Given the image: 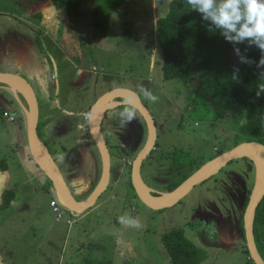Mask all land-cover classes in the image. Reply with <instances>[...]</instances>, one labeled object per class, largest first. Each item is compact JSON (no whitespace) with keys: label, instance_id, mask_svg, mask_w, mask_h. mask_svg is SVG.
<instances>
[{"label":"rangeland","instance_id":"1","mask_svg":"<svg viewBox=\"0 0 264 264\" xmlns=\"http://www.w3.org/2000/svg\"><path fill=\"white\" fill-rule=\"evenodd\" d=\"M104 1L83 0L78 14L70 16L52 0H0V72H19L31 82L42 119L57 111L49 118L51 130L40 122L39 136L77 197L84 187L88 191L98 183L103 163L91 134L75 124H85L87 107L105 91L124 87L137 92L158 131L157 146L145 159L141 176L161 194L172 175L167 155L171 148L189 151L197 160L196 170L218 150L227 151L246 138L214 122L205 105L194 109L195 76L188 84L164 78L156 20L167 13L170 0H126L103 27L104 11L94 10ZM126 20L136 23L130 42L122 35ZM231 57L239 64L233 51ZM142 88L158 100L145 98ZM114 101L102 121L111 153L110 185L93 206L69 211L54 188L45 189L46 175L31 157L27 123L20 118L25 112L21 101L0 83V107L20 116L8 122L0 115V160L6 163L5 168L0 165V264H92L102 259L170 264L162 236L176 227H183L206 250L201 264H253L244 249L239 216L247 190L257 188L254 162L233 159L176 203L153 209L129 182L130 164L148 139L147 124L130 104L135 118L122 124L119 113L125 105ZM233 111L238 112V127L246 119L244 105L235 104ZM64 124L69 125L67 132L61 130ZM8 191L14 194L4 202ZM52 199L58 200L63 218L54 212ZM120 216L138 221L140 227H125ZM68 218L75 219L71 230Z\"/></svg>","mask_w":264,"mask_h":264},{"label":"trees","instance_id":"2","mask_svg":"<svg viewBox=\"0 0 264 264\" xmlns=\"http://www.w3.org/2000/svg\"><path fill=\"white\" fill-rule=\"evenodd\" d=\"M27 1L36 2L41 0ZM52 1L57 8H65L70 16H76L83 4V0ZM125 1L105 0L99 6H96L94 12L104 11L103 16L106 19L102 26L107 25L108 19ZM121 27L123 37L129 42L132 41L136 31L135 21H123ZM208 27V22L203 21L201 15L197 11L192 10L186 0H170L167 13L159 16L156 20V46L162 54L163 76L166 79L179 78L186 84L189 83L192 76H195L197 81L192 102L194 109L205 105L207 111L213 116L212 120L214 122L218 121L219 124L231 130H237L241 133L240 135L246 138V141H256L264 144V92L257 96L258 87L264 84V69L259 70L254 64L251 66L235 64L236 62L234 63L231 57L234 46L224 39L219 30L210 32ZM238 47L249 58L259 59L260 52L255 46L248 47L246 51V45H238ZM234 66H238L240 69L236 74L237 79H233ZM19 97L27 106L28 104L21 93H19ZM124 99L122 97L115 98L118 101H123ZM142 99L147 105L145 99L143 97ZM238 103L244 105L246 119L244 123L237 127L238 112L233 111V106ZM130 106L138 111L136 107L131 104ZM90 107H87L86 113H89ZM4 111L5 108L0 107L1 116H3ZM20 118H23L27 123L25 112ZM38 132H40L39 126ZM88 133H90V130H88ZM237 144L238 142L235 145ZM154 149L149 156L152 155ZM222 152L223 150H218L216 155ZM167 155L170 157L169 166L172 170V175L164 189L165 192H172L195 171L194 166L197 164V160L189 151L177 146L171 148ZM0 165L4 168L6 167V163L1 160ZM131 167L132 164H130V173ZM45 177L47 179L44 183L45 189L48 191L53 190V182L47 176ZM92 182L93 179H91ZM129 182L135 190L131 182V175L129 176ZM144 183L146 184L145 181ZM95 185L88 191L84 187L78 192L79 197L74 192L73 194L78 200H85L90 196ZM252 192V187L246 192L239 221L245 239L244 249L249 256V260L255 264L250 258L246 245L243 220L244 211ZM13 194V191L6 192L4 202L7 201V197L12 198ZM152 194L160 195L156 192H152ZM65 208L72 211L67 207ZM253 232L257 247L264 258V198L256 210ZM162 241L169 254L170 264H201L207 257L206 250L195 244L186 235L183 227H176L165 232L162 236ZM90 262L92 264H113L111 259H102L97 263Z\"/></svg>","mask_w":264,"mask_h":264},{"label":"water","instance_id":"3","mask_svg":"<svg viewBox=\"0 0 264 264\" xmlns=\"http://www.w3.org/2000/svg\"><path fill=\"white\" fill-rule=\"evenodd\" d=\"M18 81L28 92V97L21 93L26 99L27 106L21 102L25 114L27 116V134L29 140V148L31 157L38 164L44 174L53 182V186L56 194L58 195L60 202L63 206L69 208L72 211L83 212L89 207L93 206L98 198L103 194V192L108 188L111 180V153L107 139L102 130V121L105 116L106 110L102 113L100 112V107L104 102L114 100L115 98L122 97L128 98L131 97L136 101V105L131 104L136 107L140 114L143 116L148 129V139L146 144L140 153L135 157L132 162L131 167V182L135 188L136 194L139 198L149 207L153 209H163L168 207L178 200H180L185 194H187L196 184L202 182L206 178H209L217 171H219L226 163L229 161L246 157L252 160L255 164L256 171H260L262 178V186L259 190L256 191V185L253 189L252 195L249 199V202L245 208L243 220H244V229L246 237V245L249 250L250 258L254 261L255 264H264V258L262 257L254 236L253 224L255 220L256 210L259 203L264 198V155L254 149L255 146H260L264 149V144L256 141H245L235 145L233 148L223 151L222 153L216 155L212 159L203 163L198 169H196L178 188L172 192L176 194L169 200L160 201L158 198L162 195H153L152 189L150 192L146 193L140 185V179L143 181L141 176V168L145 159L149 156L152 150L155 148L157 143L158 131L156 120L144 103L142 97L135 92L134 90L116 87L110 90H107L102 95H100L96 101L91 105L89 111V120L88 125L90 133L94 141L96 142L101 156H102V174L101 178L95 186L94 190L90 196L85 200H78L70 186L68 185L65 177L63 176L61 170L56 165L53 157L50 154V151L46 145L40 139L38 133V124L40 119V103L39 98L36 93V90L32 86L31 82L22 76L19 73H9V72H0V83L9 85L10 81ZM9 87L15 92V90L9 85ZM18 99L19 93L15 92ZM40 144L44 145L47 149L48 154L50 155L53 163L56 168L48 163L47 160L40 154L39 146ZM217 166L215 170L212 171ZM144 182V181H143ZM257 183V178H256ZM145 184V183H144ZM146 185V184H145ZM147 186V185H146Z\"/></svg>","mask_w":264,"mask_h":264},{"label":"clouds","instance_id":"4","mask_svg":"<svg viewBox=\"0 0 264 264\" xmlns=\"http://www.w3.org/2000/svg\"><path fill=\"white\" fill-rule=\"evenodd\" d=\"M186 3L201 15L203 21L208 22V31L219 30L224 39L234 46L233 54L239 64H254L257 69H264V0H186ZM238 45H246L245 51L255 46L260 52L259 59L242 54ZM239 70L238 66H234L233 79H237ZM141 91L151 102L158 100L149 90L142 88ZM261 92H264V84L258 87L257 96ZM122 103L125 107L119 118L122 124H127L135 118V114L127 106L129 102L126 98ZM118 220L125 227H140L139 222L130 217L120 216Z\"/></svg>","mask_w":264,"mask_h":264},{"label":"bare ground","instance_id":"5","mask_svg":"<svg viewBox=\"0 0 264 264\" xmlns=\"http://www.w3.org/2000/svg\"><path fill=\"white\" fill-rule=\"evenodd\" d=\"M9 85L14 90H16V91H18L20 93H23L25 96L28 97V92L22 86V84L18 83V81L12 80V81L9 82ZM127 100H128L129 103L136 105V101L133 98L128 97ZM114 102H116V101H114ZM112 103H113V100L104 102L101 105V107H100V112L102 113L104 110L110 108L112 106ZM254 149H256L258 152H260V153H262L264 155V149L262 147L255 146ZM39 151H40V154L44 157V159L47 160L50 165H52L54 168H56L55 164L53 163V161H52L50 155L48 154L47 149H46V147L44 145L40 144ZM216 168H217V166L214 169H212V171L215 170ZM257 174L258 175H257V188H256V191L259 190L261 188V186H262V178H261L260 171H257ZM139 182H140L141 187L144 189V191L146 193L150 192V188L148 186H146L141 179H140ZM175 194H176V192H164V193H162V195L158 199L160 201H166V200L171 199Z\"/></svg>","mask_w":264,"mask_h":264},{"label":"built area","instance_id":"6","mask_svg":"<svg viewBox=\"0 0 264 264\" xmlns=\"http://www.w3.org/2000/svg\"><path fill=\"white\" fill-rule=\"evenodd\" d=\"M3 118L8 120V122L16 121L17 119L16 114H14L13 112L7 111V110L3 112ZM84 120L86 124L83 125L82 130L88 131L89 130V125H88L89 115H85ZM58 204L59 203L57 199L51 200V206L53 207L54 212L56 213L57 217L61 219L64 217V212L60 209ZM74 223H75V219H72V218L67 219V224L69 226H72Z\"/></svg>","mask_w":264,"mask_h":264},{"label":"crops","instance_id":"7","mask_svg":"<svg viewBox=\"0 0 264 264\" xmlns=\"http://www.w3.org/2000/svg\"><path fill=\"white\" fill-rule=\"evenodd\" d=\"M16 73H19V72H16ZM6 86L10 89V90H12L10 87H9V85H7L6 84ZM15 92H17V93H20V92H18V91H16L15 90ZM13 90H12V93L16 96V93H15ZM106 92V91H105ZM103 94V93H102ZM101 94V95H102ZM17 97V96H16ZM24 97V96H23ZM18 98V97H17ZM98 98V97H97ZM96 98V99H97ZM96 99L94 100V101H92L90 104H89V107L96 101ZM26 100V99H25ZM20 101V100H19ZM22 103H23V101H21ZM122 103V101L120 102V104ZM22 105V104H21ZM5 109H7V111H10V112H13L14 114H17L16 112H14L13 110H10V109H8V108H5ZM55 113H57V111L55 112ZM55 113H52V114H50L49 116H47L45 119H42V111H40V119H39V124H38V126L40 125V122H42L43 124L45 123V122H47V129H48V131L49 130H51L52 129V125L53 124H51L50 122H49V118L53 115V114H55ZM87 114H89V113H85L84 114V117H85V115H87ZM18 115V114H17ZM18 117H20L19 115H18ZM84 117H83V119H84ZM85 121V120H84ZM85 124H86V122H85ZM84 124V125H85ZM72 126V125H71ZM76 129H81L82 130V127H83V125H81V124H75V126H74ZM69 128V125L68 124H64L63 125V128H61V130L63 131V130H65L66 129V132L69 130L68 129ZM71 128H73V127H71ZM70 128V129H71ZM57 130L59 131L60 129L59 128H57ZM83 131V130H82ZM85 132H88V131H85ZM38 133H40V132H38ZM91 134V133H90ZM89 134V135H90ZM91 136V135H90ZM42 140V139H41ZM77 142H80L81 143V139H79V138H77V140H76ZM45 144V143H44ZM73 227H74V224L72 225V226H68V224H67V228H68V230H71V229H73ZM54 264H56V263H54Z\"/></svg>","mask_w":264,"mask_h":264},{"label":"flooded vegetation","instance_id":"8","mask_svg":"<svg viewBox=\"0 0 264 264\" xmlns=\"http://www.w3.org/2000/svg\"><path fill=\"white\" fill-rule=\"evenodd\" d=\"M115 100V99H114ZM116 101H118V100H116ZM89 115V114H88ZM112 174V173H111ZM111 177H112V175H111ZM110 185V184H109Z\"/></svg>","mask_w":264,"mask_h":264}]
</instances>
